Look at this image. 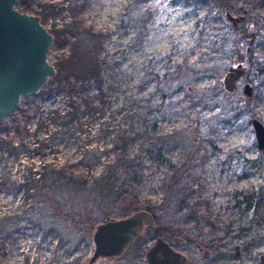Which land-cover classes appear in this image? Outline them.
<instances>
[{"label":"trees","instance_id":"16d2710c","mask_svg":"<svg viewBox=\"0 0 264 264\" xmlns=\"http://www.w3.org/2000/svg\"><path fill=\"white\" fill-rule=\"evenodd\" d=\"M66 1L68 5L64 7L72 11V18L50 32L54 42H61L64 33H69L75 42L82 41L83 48L79 49L80 44H77L70 55L56 62L54 74L43 84L48 94L62 96L60 105L50 108L48 112L51 118L58 119V130H62L64 135L73 136L76 130L80 134V120L85 114L103 113L106 98L104 82L107 81L103 77L104 70L110 64L117 66L118 61L112 59L109 64V58L102 53V42L107 33L91 25H83L75 16L74 11L80 7V0ZM142 1L127 0L116 23V29L122 30L121 33L132 29L131 44H139L147 36V24L152 13L148 6L138 7ZM199 1H205L208 5L204 15L195 22L198 27L193 45L175 55L173 51L177 44L172 42L167 51L148 56L139 52L141 57L129 63L130 77L127 89H123L126 94L124 104L119 108L122 109L120 120L116 122L111 118V123L103 124L104 128L112 124L109 146H85L79 156L78 162L90 178L81 171L73 172L65 162L57 167L42 163L39 169L32 170L28 180L17 184L25 194L30 193L29 188L37 189L42 183L47 187L62 183L64 187L85 188V194L74 199L80 209L71 211L69 215L71 225L79 232L90 228L98 216V213L86 209V193L90 191L92 195L88 200L91 206L103 197L106 213L110 204L116 215L125 216L128 211L142 209L151 213L154 219L163 220L159 230L154 228L151 233L159 234L161 231V236L157 237L167 239L182 255L189 247L193 248L200 259L197 264H209L207 258L213 260L225 252L235 259L233 264H264L258 260L247 262L250 253L247 245L264 243V182L232 193L224 204L230 217L221 226L208 219V211H197L187 200L193 172L191 163L195 160L198 164L203 162L208 149H215V139L224 134L236 116L241 117L240 124H251V120L255 119L264 127L261 104L264 0ZM64 7L54 8L52 4H44L42 17L45 19L49 13L59 12ZM203 20H207L208 26ZM231 63H239L240 66L245 63L246 67L241 66L242 71L238 75L241 85L234 87L240 91L242 84L248 82L251 85L250 96L231 93L234 88L228 91L223 84H213L208 80L210 77H220L222 73L224 75ZM203 79H207V83L198 85ZM89 87L93 90L88 91ZM164 120L170 122L167 129L162 127ZM175 120L177 124H173ZM175 146L180 147L179 156L173 160L165 158L164 152ZM40 148H43L41 144ZM233 148L229 150L228 157L235 155L246 162L248 157ZM0 149L13 152L15 146L10 140L0 137ZM108 151H111V155L101 159ZM100 160L99 170L93 173L92 168ZM250 160L254 165L264 167V152L258 148ZM158 163L163 167L159 185L162 201L152 205L148 198L139 199L132 193L130 186L134 180L143 179L145 168ZM122 190L128 191L127 197H119ZM230 200L233 202L230 203ZM22 215L32 224H40L35 214L20 208L18 212L1 215L0 228L7 230L17 227ZM149 228L145 233L151 230ZM53 230L54 226L47 227L45 232L52 233ZM60 238L57 242L59 245ZM70 245L64 246L63 254L66 256L70 254ZM51 251L50 260H54V263L49 261L46 264L78 263L79 256L57 262L54 250ZM131 256L130 260L134 258L133 254Z\"/></svg>","mask_w":264,"mask_h":264},{"label":"rangeland","instance_id":"374dc122","mask_svg":"<svg viewBox=\"0 0 264 264\" xmlns=\"http://www.w3.org/2000/svg\"><path fill=\"white\" fill-rule=\"evenodd\" d=\"M126 2L127 0H80V7L76 12L74 11L83 25H91L94 29L107 33V37L102 42V53L109 58V64L112 59L118 61L117 66L110 64L104 70L103 77L107 81L104 82L106 98L102 114H85L80 120L82 123L80 134L79 130H76L73 136L64 135L62 130H58V119L51 118L48 112L50 108L60 105L63 98L60 94L57 96L48 94L44 83L35 93L20 97L17 106L0 119V137L10 140L15 146L13 152L0 149V217L24 208L28 213L35 214L40 223L32 224L25 215H22L17 221V227L7 230L0 228V264H46L49 261L54 263V260H50L51 250H54L57 262L79 256L77 264H147L144 252L152 245L155 237L161 236V231L159 234L151 232L154 228L159 230L163 220L153 218L152 225L144 226V222L141 224L134 239L120 254H98L89 262L88 258L94 249L92 235L95 227L99 223L124 216L116 215L110 204L106 213L104 210L106 207H103L106 201L103 197L99 198L96 205L91 206L92 203L88 199L92 194L89 191L86 193L88 196L85 202L86 209L98 213V216L95 217L90 228L86 227L85 231L79 232L71 225L69 215L71 211L80 209L74 199L78 196L82 197L85 188L64 187L62 183L47 187L42 183L37 189L29 188L30 193L25 194L23 188L17 184L28 180L32 176V170L39 169L42 163H51L57 167L65 162L73 172L81 171L86 174L84 167L78 162L79 156L85 146L99 145L98 148L109 146L113 131L112 124L105 128L103 124L111 123V118L116 122L120 120L122 109L119 108L124 104V93L126 94L123 89H127L130 77L129 63L141 57L139 52L148 56L167 51L172 42L177 44L173 53L175 55L183 53L184 48L194 44L198 27L195 22L204 15L203 12L208 5L205 1L199 0H144L138 3L139 8L148 6L152 14L147 24V36L141 43L131 44L132 29H127L124 33L116 29L121 9ZM44 4H52L56 8L68 5V1L16 0L14 6L20 11L38 15L39 22L49 32L52 28L60 27L73 16L72 11L64 7L59 12L49 13L44 19L41 14ZM262 10L264 11V6ZM203 22L208 26L207 20ZM77 44H80L79 49L83 48L82 41L75 42L74 37L69 33H64L61 42H54L52 36L46 60L56 70L55 63L70 55ZM241 66L246 67L245 63H241ZM222 76L223 73L220 77H210L208 80L213 84L218 82L221 85ZM239 79L240 77L235 79V86L241 85ZM208 80L203 79L198 85H204ZM92 90L89 87L88 91ZM232 92L242 93L241 89L238 91L236 87ZM261 104L264 113V79ZM240 118L239 115L236 116L224 134L221 133L215 139V149H208L202 163L198 164L196 160L191 163L193 172L189 180L188 204L197 211L202 209L208 211V219L218 226L226 223L230 217L225 211L224 204L234 191L239 192L252 184L263 182L264 167H258L250 160L258 149L252 126L246 122L240 124ZM173 124H177V121L175 120ZM162 127L169 128L170 122L164 120ZM48 135L50 137H46ZM40 144L43 148H40ZM233 147L240 150L241 155L248 157L246 162H242L235 155L228 157V152ZM179 153L180 147L175 146L168 148L164 152V157L173 160L179 156ZM110 155L111 151H108V154L101 156V159H106ZM101 162L100 160L94 165L93 173L99 170ZM143 173V179L131 183L130 191L139 199L148 198L152 205L160 203L162 164H153L151 168H145ZM85 176L90 178L88 174ZM128 194L127 190H122L119 197H127ZM240 198L239 193L238 199ZM232 202L230 200V203ZM131 212L128 211L127 214ZM53 226L52 233L45 232L47 227ZM149 227L151 230L145 233ZM61 235L63 238H60ZM59 238L60 245L57 244ZM66 245L71 247L67 256L63 254ZM247 247L250 249L247 262L254 263L258 260L264 263V243L257 246L247 245ZM187 250L183 253L185 255L183 264H197L200 260L198 252L193 251L191 247ZM132 254L134 258L130 260ZM234 261L229 252L222 255L220 253L213 260L206 259L209 264H233Z\"/></svg>","mask_w":264,"mask_h":264},{"label":"water","instance_id":"95a60500","mask_svg":"<svg viewBox=\"0 0 264 264\" xmlns=\"http://www.w3.org/2000/svg\"><path fill=\"white\" fill-rule=\"evenodd\" d=\"M15 1L0 0V119L17 106L20 97L35 93L55 72L46 60L51 33L39 22L38 15L20 11L14 6ZM241 71L239 63L227 67L222 77L226 90L234 88ZM241 92L250 96L251 85L244 82ZM251 126L256 145L264 152V127L255 119L251 120ZM262 177L264 182V169ZM152 220L153 215L141 209L99 223L92 235L94 249L88 261L98 254H120L141 224L152 225ZM184 259V255L160 237L145 251L147 264H183Z\"/></svg>","mask_w":264,"mask_h":264},{"label":"flooded vegetation","instance_id":"af4514ba","mask_svg":"<svg viewBox=\"0 0 264 264\" xmlns=\"http://www.w3.org/2000/svg\"><path fill=\"white\" fill-rule=\"evenodd\" d=\"M157 255L159 256V254L157 253Z\"/></svg>","mask_w":264,"mask_h":264}]
</instances>
